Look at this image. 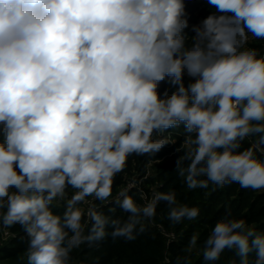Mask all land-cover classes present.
Returning <instances> with one entry per match:
<instances>
[{
	"label": "clouds",
	"instance_id": "9594fccd",
	"mask_svg": "<svg viewBox=\"0 0 264 264\" xmlns=\"http://www.w3.org/2000/svg\"><path fill=\"white\" fill-rule=\"evenodd\" d=\"M207 3L189 36L184 0H0V227L26 233L27 264H74V250L109 236L134 241L161 202L172 223L195 220L199 207L175 191L138 203L129 186L108 213L82 206L107 201L128 158L154 157L169 129L186 133L175 171L187 188L264 190V52L248 45L264 40V0ZM226 249L264 264V233L228 212L203 259Z\"/></svg>",
	"mask_w": 264,
	"mask_h": 264
},
{
	"label": "trees",
	"instance_id": "16d2710c",
	"mask_svg": "<svg viewBox=\"0 0 264 264\" xmlns=\"http://www.w3.org/2000/svg\"><path fill=\"white\" fill-rule=\"evenodd\" d=\"M189 27L185 33L194 35L193 25L199 24L213 9L207 0H184ZM249 45L264 52V40L250 37ZM185 85L190 78L184 77ZM171 91L167 80L159 85V91ZM171 133L170 143L166 144L154 157L132 155L128 158L123 172L114 178L112 196L103 203L94 198L92 204L108 213L113 207L112 201L122 189L130 188L138 203H143L141 193L151 198V188L157 186L158 191H175L177 201L188 206H197L200 214L195 220L183 219L179 223H172L167 218V206L161 202L157 207V215L151 221H146L147 230L134 241L123 238L113 240L111 236L100 242V246H81L72 253L73 262L83 264H160L165 258L171 264H184L189 258L191 264H239V257L234 251L225 250L220 259L208 262L203 259L202 249L204 241L212 227L230 212L236 218H243L258 232L264 233V190L253 191L243 189L238 184H226L219 187L209 184L207 189H189L183 178L175 171L177 159L184 155L183 149L177 151L183 143V127L169 129L164 135ZM0 134V140H2ZM154 139H159L154 133ZM244 147L250 146V141L244 142ZM187 163V162H186ZM132 181V182H131ZM72 190L69 189V195ZM52 209L55 213L64 211L63 202H54ZM126 213L117 208L115 217L125 219ZM11 236L0 246V264H27L26 247L27 235L19 225L9 228ZM111 231V229H109ZM165 234H174L175 239H167ZM198 234L197 245H189L190 238ZM254 259V254L250 260Z\"/></svg>",
	"mask_w": 264,
	"mask_h": 264
},
{
	"label": "rangeland",
	"instance_id": "374dc122",
	"mask_svg": "<svg viewBox=\"0 0 264 264\" xmlns=\"http://www.w3.org/2000/svg\"><path fill=\"white\" fill-rule=\"evenodd\" d=\"M250 41H251V40L249 39V41H248V45H249ZM249 46H250V45H249ZM186 76H187V75H186ZM156 136H158V135L156 134ZM158 137H160V136H158ZM160 138H162V137H160ZM131 182H132V181H131ZM155 191H158V190H157V186H153V187L151 188V196H152L153 192H155ZM88 200H89V203H88V204H84V205H82L85 209H87L89 206L92 205V200H93V198H92V197H89ZM165 235H166L165 237H166L167 239H169V240H171V239H175L174 234H165ZM10 236H11V233H10V231H9V228L6 229V228H2V227H0V246L3 245L4 243H6ZM74 264H81V263H79V262H74ZM160 264H171V263H170V260H169L168 258H165Z\"/></svg>",
	"mask_w": 264,
	"mask_h": 264
}]
</instances>
